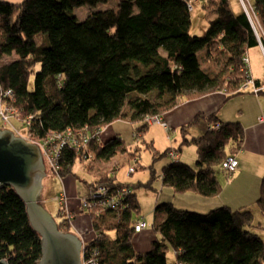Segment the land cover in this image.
Here are the masks:
<instances>
[{
	"label": "trees",
	"instance_id": "16d2710c",
	"mask_svg": "<svg viewBox=\"0 0 264 264\" xmlns=\"http://www.w3.org/2000/svg\"><path fill=\"white\" fill-rule=\"evenodd\" d=\"M108 1L0 0V60L16 57L0 66V101L2 91L15 92L19 121L26 126L32 117L26 126L31 142L41 143L50 132L68 128L100 132L123 119L144 123L136 130L143 136L150 125L145 118L163 117L191 99L216 91H225L227 100L256 95L253 88L242 90L252 76L243 58L254 47L264 48V0H251L252 15L246 9L235 12L232 0H207V31L198 37L191 35V0H119L116 8L82 22L75 14L76 8ZM203 120L217 128L188 138L190 127ZM181 130L178 152L194 145L196 168L170 161L162 170L164 187L216 197L223 190L217 170L241 151L244 128L239 121L221 123L217 114H201ZM125 150L117 135L105 143L91 139L89 152L112 161ZM61 158L60 177L72 174L77 161H86L72 149ZM261 183L255 206L264 214V176ZM103 184L131 193L123 210L91 218L95 237L87 247L99 251L101 264H264V240L253 230L252 209L220 207L201 214L177 209L172 202L155 209L153 231L160 240L153 241L149 252L137 254L132 245L134 216L140 212L136 193L107 175L92 186ZM58 216L59 229L71 233V220ZM41 239L27 205L14 189L2 187L0 259L39 264Z\"/></svg>",
	"mask_w": 264,
	"mask_h": 264
},
{
	"label": "rangeland",
	"instance_id": "374dc122",
	"mask_svg": "<svg viewBox=\"0 0 264 264\" xmlns=\"http://www.w3.org/2000/svg\"><path fill=\"white\" fill-rule=\"evenodd\" d=\"M7 1L16 4L22 0ZM118 3L119 0H109L106 4H98L95 7L85 5L84 7L76 8L74 11L79 21L82 22L95 12L106 11V9L116 8L118 6ZM206 3L207 0H200L196 4L192 3V6L195 10L191 15L192 36H202L207 31V17L203 8ZM250 3L251 0L231 1L233 10L235 12L239 7L245 6L248 13L252 15V7ZM247 59L250 60L249 71H251V74L253 75L254 79L257 78L258 80H262V82H264L263 50L254 47V49H251L249 54L247 55ZM14 60H16V57L14 55L4 56L0 60V66L3 64H8ZM31 80L34 81L33 79ZM255 85L257 86L256 82ZM246 91L248 90L246 89ZM260 95L259 97L261 98V102L264 106V94ZM256 96L257 95H251L248 93V95L245 96H241L238 98L234 97V99L226 108L228 115L233 116L242 107H256L257 104L254 100ZM143 124L144 123H135L133 125L130 121L125 119L115 121L113 124H111V127H113L114 131L119 135V138L124 141V146L126 148L124 152L118 153V156L113 158L112 161L99 160L95 159V157L93 162L81 160L76 162L73 167V173L70 174V176L75 178L78 184L77 191L79 192V194L76 199L71 198V200L68 201L69 209L71 211H74V215H87V213L83 211L82 199L86 198L91 193V190L88 185L97 182L99 178H103L105 175H107L110 177H114L115 181H117L118 183L130 186V188L135 191L137 200H139L140 212H138V214H135L134 219H143L149 225V229H147V231H151L152 233H154L152 224L154 223L155 219V209L158 205L167 203V201L171 200V195L174 193L173 188L164 187L162 182L161 175L163 168L167 166L170 161H173L170 156H165V152L169 149L174 150L178 153V158L180 159L181 156L184 154L185 159L188 161L187 163H185L194 168H196L197 164V152L196 147L194 145L183 146V148H181V151L178 152L183 142L181 128L166 131L160 123L149 125L146 134H143V136L139 134L140 137L136 138V130ZM196 127L197 126L190 127L189 132L186 133L188 138H191V136H193L192 134H194V131H196ZM0 130L13 131L15 136L25 137L29 139V137L27 136V127L24 126V124L17 119H11L10 123L6 124L0 117ZM103 131L105 132L106 129L104 128ZM92 164H94V171L90 168ZM131 168L136 169V171L134 174L129 175V170ZM217 174L218 176H223L225 179H230L229 174H225L220 168L217 170ZM52 178V174L48 172L46 178L44 179L46 185V192L48 190L47 184ZM67 194L68 196H72L69 195V193ZM40 198L41 197L39 196L38 202L40 201ZM177 198L180 200H177L178 204H182V201L186 202L185 198H179L178 196ZM48 202L49 204L47 205V209L49 210L50 214H53L55 220L59 222V206L55 203H51L50 200ZM254 215L256 219L254 222L253 230H255V233L259 235L261 239L264 240V214L255 211ZM258 225H261L260 228H258ZM74 231L75 230L72 229L70 232ZM154 235L155 237L157 236V239L160 240L159 235H157L156 233H154ZM110 236L113 239L116 238V234L113 232L110 233ZM141 242L142 241L139 240L138 234H136L133 239V245H135L136 252L139 249ZM169 257L170 259H172L173 255L170 254Z\"/></svg>",
	"mask_w": 264,
	"mask_h": 264
},
{
	"label": "crops",
	"instance_id": "0c3cea01",
	"mask_svg": "<svg viewBox=\"0 0 264 264\" xmlns=\"http://www.w3.org/2000/svg\"><path fill=\"white\" fill-rule=\"evenodd\" d=\"M22 1H19V3H22ZM194 1H196L194 2V4H196L200 0ZM241 9H245V7H239L236 12H240ZM257 48L262 49L264 52V48L262 46H259ZM254 80L259 82L260 89L264 91V82H262V80H258L257 78ZM245 95H239L235 98ZM256 95L258 96L254 98L257 104L256 107H242L233 116L228 115L226 108L234 98L227 100L228 95H226L225 91H216L207 96L191 99L179 105L176 109L167 112V114L163 116V120H165L167 125L170 127V131L182 128L190 124V122H192L198 115L204 114L207 117L212 116V114H217V117H219L221 123H231L239 121L245 132V141L243 147L241 151L235 156V159L239 161V167L230 179H225L223 176H218L221 185H223V190L218 195H216V197L204 198L194 193L177 194L173 189L174 193L171 195V200L167 202H172L174 206L180 210L185 209L193 212L196 211L201 214L208 213L220 207H229L233 211H238L239 209L246 208L252 209L253 212L257 211L259 213L255 204L261 195V180L264 176V123H261L259 121L261 117H264V106L261 102V98L259 97L260 94ZM196 126V131H194V134H192L193 136L191 137H201L209 130L211 126L213 127V124L211 125L208 121L203 120L201 124H197ZM105 129L106 131L104 132L102 130L101 133V142L103 143L112 140V138L118 135L111 126ZM178 159L180 162H188L185 159L184 154L181 156V159ZM93 165L94 164H92L90 168L94 171ZM52 176L53 178L49 180L50 182H48L47 184V192L45 181L43 180V189L40 195L41 201L39 202L41 203V205H43L47 212H49V210L47 209V205L49 204L48 201L50 200L51 203L54 204L52 199L58 196V194L66 192L69 193V195H72L68 196L67 194L68 201H70L71 198L76 199L79 194V192L77 191L78 184L75 178L71 177L70 175L67 177H57L54 175ZM93 184L94 183L89 184L88 187L91 189V186ZM177 196L179 198H185L186 202L182 201V204H178L177 200L179 199L177 198ZM71 212L73 214L74 211ZM70 225L71 230H75L71 233L80 238L82 246L94 239L95 235L92 233L93 225L91 224V218L88 215L85 214L82 216H77L73 214ZM138 237L142 242L140 243V247L137 252L135 251L137 254L149 252L153 245V241L157 239V236L155 237L154 233H152L151 231H147V229L140 232L138 234ZM133 248L135 250V245H133ZM171 260L172 262L174 261V256Z\"/></svg>",
	"mask_w": 264,
	"mask_h": 264
},
{
	"label": "built area",
	"instance_id": "2783aa9c",
	"mask_svg": "<svg viewBox=\"0 0 264 264\" xmlns=\"http://www.w3.org/2000/svg\"><path fill=\"white\" fill-rule=\"evenodd\" d=\"M196 1L191 0L188 6L191 11H193L192 3ZM245 7V6H244ZM246 9V7H245ZM247 10V9H246ZM245 64L249 70L250 60L247 59V55L243 58ZM253 88L254 93L258 94L262 89L255 85L252 76L249 75L247 83L242 90H249ZM2 100L0 101V117L6 124L10 123L11 119L19 120L21 118V111L17 109L14 105L16 102V94L12 89L5 90L1 92ZM32 117H28L25 120L27 127L30 126ZM145 121L150 125L160 123L166 131H170V127L167 125L162 117H147ZM261 123H264V117L259 119ZM213 128H217V125H213ZM102 131L91 133L88 129H78L74 130L68 128L66 131H56L50 132L44 141L41 143H36L42 150V156L45 162V168L47 173L52 175L60 176L61 173V156L68 150H74L78 155H82L86 161L91 162L94 160L95 156L93 153L89 152L91 139H97V141H102ZM28 136V135H27ZM136 138L140 135L135 134ZM25 138V137H24ZM27 141L31 142L29 139L25 138ZM33 143V142H31ZM35 143V142H34ZM169 156L173 160H178V153L174 150L169 152ZM223 165V170L228 173L229 176H233L239 167V161L235 157H229ZM136 169L131 168L129 170V175L134 174ZM91 193L84 199L83 211L89 215L90 218L101 217L106 213V211H118L126 208V199L130 195L131 191L129 189L112 188L106 184L92 186L90 189ZM53 202L59 205V213L62 219L71 220L72 212L69 209L68 196L66 192L58 194L53 198ZM149 228L147 222L143 219H138L137 224L134 227V233L139 234L140 232ZM94 234V233H93ZM95 237V236H94ZM88 244V243H87ZM87 244L83 245V250L81 252L82 264H101L99 251L97 249H91L87 247Z\"/></svg>",
	"mask_w": 264,
	"mask_h": 264
},
{
	"label": "water",
	"instance_id": "95a60500",
	"mask_svg": "<svg viewBox=\"0 0 264 264\" xmlns=\"http://www.w3.org/2000/svg\"><path fill=\"white\" fill-rule=\"evenodd\" d=\"M47 176L42 150L36 143L0 130V190L11 187L27 205L31 226L40 235L39 264H82V242L59 229L53 215L38 202ZM0 264H9L0 259Z\"/></svg>",
	"mask_w": 264,
	"mask_h": 264
}]
</instances>
